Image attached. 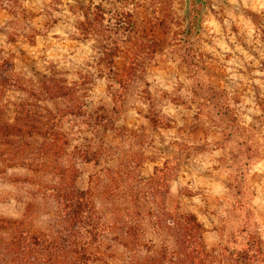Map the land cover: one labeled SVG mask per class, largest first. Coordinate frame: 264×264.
I'll return each mask as SVG.
<instances>
[{
	"label": "rangeland",
	"instance_id": "374dc122",
	"mask_svg": "<svg viewBox=\"0 0 264 264\" xmlns=\"http://www.w3.org/2000/svg\"><path fill=\"white\" fill-rule=\"evenodd\" d=\"M80 1L100 5L105 24L133 19L112 67L80 38L75 0H0V50L34 78L51 63L82 75L88 110L116 120L122 155L141 162L135 173L170 170L169 207L193 212L210 246L264 247V0ZM78 169L84 188L95 166ZM21 211L0 177V215Z\"/></svg>",
	"mask_w": 264,
	"mask_h": 264
},
{
	"label": "trees",
	"instance_id": "16d2710c",
	"mask_svg": "<svg viewBox=\"0 0 264 264\" xmlns=\"http://www.w3.org/2000/svg\"><path fill=\"white\" fill-rule=\"evenodd\" d=\"M72 6L80 38L94 39L112 67L133 19L105 24L100 5ZM81 76L51 63L34 78L0 50V177L22 204L19 216L0 215V264H264L259 240L210 246L193 212L170 208V170L135 173L139 158L122 155L112 116L88 110ZM108 126L110 138L98 134ZM81 162L95 166L84 188Z\"/></svg>",
	"mask_w": 264,
	"mask_h": 264
},
{
	"label": "water",
	"instance_id": "95a60500",
	"mask_svg": "<svg viewBox=\"0 0 264 264\" xmlns=\"http://www.w3.org/2000/svg\"><path fill=\"white\" fill-rule=\"evenodd\" d=\"M186 2H187V8H189L190 7L191 0H186Z\"/></svg>",
	"mask_w": 264,
	"mask_h": 264
}]
</instances>
